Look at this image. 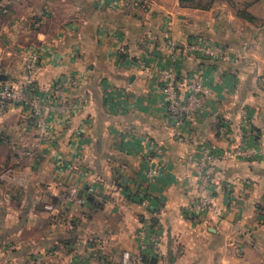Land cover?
Returning <instances> with one entry per match:
<instances>
[{
	"label": "crops",
	"instance_id": "obj_1",
	"mask_svg": "<svg viewBox=\"0 0 264 264\" xmlns=\"http://www.w3.org/2000/svg\"><path fill=\"white\" fill-rule=\"evenodd\" d=\"M195 40L221 56L178 63L182 81L198 75L212 90L210 109L179 129L182 142L152 68L169 63V41ZM31 52L41 90L74 81L65 90L73 109L50 115L40 138L27 109L0 114V264H121L123 251L138 252L141 225L160 234L161 255L136 264H264V157L219 164L220 220L188 212L198 193L185 164L192 145L237 142L242 108L244 128L264 138V0L206 9L179 0H0V83H23ZM70 186L85 205L62 198Z\"/></svg>",
	"mask_w": 264,
	"mask_h": 264
},
{
	"label": "built area",
	"instance_id": "obj_2",
	"mask_svg": "<svg viewBox=\"0 0 264 264\" xmlns=\"http://www.w3.org/2000/svg\"><path fill=\"white\" fill-rule=\"evenodd\" d=\"M169 63L163 67L155 66L152 71L157 74L158 86L161 92V101L166 115L178 140L185 142V137L179 133V129L193 120L195 115L210 109L212 90L204 80L193 75L185 80L179 78L178 63L183 56H203L210 60L221 56L217 46L205 40H195L183 45L168 42ZM145 68V64H141ZM27 76L23 83L6 85L0 83V114L9 106L17 105L27 109L37 120L39 126V138L46 134L47 120L50 115L65 116L71 113L72 103L68 100L66 88L72 86L74 81L70 78L60 79L51 87V92L41 90L33 79L36 69V53L31 52L26 57ZM250 114L248 108L240 111L241 121L236 135L237 142L228 147L220 148L211 142H203L190 146L186 155L187 166L194 169L195 174L189 177L195 187L198 197L187 206L188 212L193 216L211 213L213 218L222 219L223 210L215 206V188L217 186L215 175L220 163L236 160H253L264 157V138L258 139L254 131L244 128V122ZM230 124L220 122L217 130L228 134ZM178 132V133H177ZM62 198L80 206L86 204V197L76 186H70L63 193ZM144 203H146L144 201ZM50 209V205H45ZM138 233L143 242L134 255L125 250L121 255V264H136L145 259L159 258L161 255L162 238L156 231L148 226L141 225Z\"/></svg>",
	"mask_w": 264,
	"mask_h": 264
},
{
	"label": "trees",
	"instance_id": "obj_3",
	"mask_svg": "<svg viewBox=\"0 0 264 264\" xmlns=\"http://www.w3.org/2000/svg\"><path fill=\"white\" fill-rule=\"evenodd\" d=\"M214 0H179L180 3L194 5L195 7L206 9L211 6ZM155 259V258H151Z\"/></svg>",
	"mask_w": 264,
	"mask_h": 264
},
{
	"label": "water",
	"instance_id": "obj_4",
	"mask_svg": "<svg viewBox=\"0 0 264 264\" xmlns=\"http://www.w3.org/2000/svg\"><path fill=\"white\" fill-rule=\"evenodd\" d=\"M5 79V76H3L2 74H0V81L1 80H4Z\"/></svg>",
	"mask_w": 264,
	"mask_h": 264
}]
</instances>
